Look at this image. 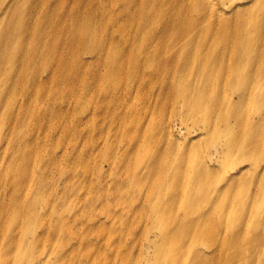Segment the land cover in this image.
<instances>
[{"label": "rangeland", "instance_id": "obj_1", "mask_svg": "<svg viewBox=\"0 0 264 264\" xmlns=\"http://www.w3.org/2000/svg\"><path fill=\"white\" fill-rule=\"evenodd\" d=\"M239 1L241 0H234V4L229 8L219 11L224 15H220L221 18L231 21L236 19L235 25L239 27L243 21L242 14L257 8L259 9L257 15L264 18V0L253 1L251 4H240ZM32 2L33 0H18V6L25 3L27 7L24 12L27 13ZM40 2L42 6L36 8L27 23L21 20L19 22L35 24L36 28L38 22L44 21L45 15L49 17L54 15L52 23L56 26L55 22L59 18L62 4L58 0ZM48 2L52 4L50 7L47 5ZM206 2L212 3L213 0ZM214 2L215 5L219 4L217 0ZM170 3L172 5L170 9L178 11L174 17L175 21L183 20L188 27L198 26V36L188 35V38L194 39L193 42L197 45L204 43L203 33L208 32L211 22L212 26L221 22L216 20L218 15L211 13L205 0L204 5L198 4L197 0H175ZM66 4L67 10L68 7L71 9V14L63 24L68 28L74 24L79 26L83 20L90 18L92 13L99 12L102 14L103 22L95 25L99 28L105 26L112 32L115 27L105 22V15L108 12L124 10L127 13V38L129 42L132 40L136 27V22L132 21L136 19L137 9L128 0L95 2L69 0ZM197 4L208 16V19L203 20L205 23L198 21L199 17L197 18L195 11ZM167 10L169 9L165 7L155 8L153 15L157 18L159 11ZM237 10L240 13L235 15ZM73 12H77L79 16L75 17ZM20 14L21 11L15 12L12 9L6 15L4 18L6 20L0 24L2 36H7L3 27L8 22H13ZM222 23L226 22L220 24ZM13 26L14 24L11 28ZM89 27H92L91 22ZM219 36L226 40L229 35ZM34 37L35 33L31 34L32 42ZM97 37L94 43L92 37L91 39L86 37V42L97 49H105L106 53L101 51L103 54L100 53L101 57H105L109 52L111 54L112 50L116 49L114 52L119 55L116 61L124 63V69L127 71L107 68L95 60H92L89 66L84 65L82 61L75 67L73 54L80 47L73 45L67 35L64 56L61 58L68 70L64 71L62 81L61 74L57 77L55 81L57 83L50 90L46 86V90H49L46 99L40 100L39 96L30 100L22 98L27 88L23 83L29 76L24 73L18 74L17 68L14 70V81L12 76H7V79H11L10 83L0 94V264H164L165 260L156 256V250L163 247L166 238L164 235L160 238L159 233L153 230L156 223L151 216L155 215L152 207L167 204L171 200L170 197L175 196L173 191L177 190V186L174 183L178 182L173 183V179L167 178L164 188H161L162 176L155 177L150 172L157 173L156 160L172 153L169 149L163 150L162 146L152 145L154 131L166 135L163 138L164 142L167 141L168 123L173 127L172 142L179 144L178 154H183V163L189 170L185 172V181L178 186V190H182L181 194H178L180 203H186V206L173 209L174 216L182 222H194L202 215L197 213L198 211L191 212L188 209L190 203H198L199 206L202 204L197 199L186 196L191 194L190 188L193 186L189 175L194 168L199 167L200 160L207 161L211 169L217 170L210 175L213 177L211 182L224 196H228L226 207L214 214L218 218L215 221L219 226L217 234L219 237H226V240L237 235L238 240L234 243L241 248L242 260L235 259L232 264H260L264 260V238L261 237L264 236V183H260L255 173L261 172L264 167V139L261 141L262 146L260 144L258 147H252L246 159L236 157L229 160V156L226 155L225 158L218 157L216 162L210 161L209 153L213 154L221 147L216 146L217 141L212 144V137L208 139L210 136L204 133L203 124L194 122L189 128L179 124L186 115V111L181 107V101L178 104L171 101L170 106L165 105L163 109H159L157 105L159 100L153 104L146 100L144 92L141 94L136 90L141 74L137 73L135 79L129 77L134 76V70L142 73L140 64L132 69L129 65L132 58L128 52L134 54L133 51L127 50L126 55L123 46L117 45L123 43L124 38L119 39V36L115 35L114 40L110 35ZM81 38L86 43L83 36ZM258 40L262 41V38L252 37L246 47L251 48L254 41ZM211 42L214 41L208 40V43ZM100 44L102 46L99 47ZM142 44L143 39H138V45ZM25 45H30V40H26ZM207 45L205 41V47L200 50L203 56L209 52L221 53V50L207 48ZM4 50L5 48H2V52ZM180 53L179 43L174 54L179 57ZM5 54L9 57L12 54L8 46ZM79 57L85 58L89 55L79 54ZM193 57L197 59V56ZM109 58L110 55L104 59L106 65ZM230 61L231 67L227 68V58L224 60L223 72L227 73L222 77L224 80L201 83L217 93L215 99L229 98L232 93L242 91L244 88V86L235 88L232 78L235 62L232 57ZM195 69L193 67L189 72L181 68V75L184 79H191L196 73ZM48 71L41 67L31 68L32 73L41 75L42 78ZM218 71L221 72L219 66ZM211 72L216 74V71ZM102 78L103 82L109 78L110 85L103 88L99 84ZM114 83H118L119 86H115ZM253 83L255 86L253 94H262L261 87H258L260 82ZM162 96V100L167 104L170 99H166L164 94ZM257 101L259 103L255 104L249 99L238 106L230 107L224 103L225 108L222 112L238 110L241 124L243 125L245 120L251 123V119L256 118L261 109V98ZM207 106L210 110L216 107L210 99ZM240 106L242 110L239 109ZM144 107H149L146 115ZM23 110L27 112L26 115H22ZM31 111L39 112L40 119H34L30 115ZM259 113H264V106ZM219 117L221 114L211 121L218 122ZM150 119L157 127L149 126V129L145 130ZM233 122L235 123L234 120ZM21 123L28 127V131L18 139L13 129L15 126L19 128ZM247 127L242 135L248 138L246 143L248 145L252 129L250 126ZM145 131L149 133L147 137ZM241 132L242 128L236 126L231 134V139L237 145L243 143L238 138ZM172 142L168 144L169 148ZM218 143L223 145L221 142ZM174 155L177 159L176 154ZM18 170L30 176L24 175L20 181L15 182L10 175H14L13 171L16 173ZM164 195L167 197L163 199ZM37 199H42L41 205L29 210L30 205ZM174 216L157 215L156 218H161L172 225ZM14 219L17 220L12 221ZM208 225L204 228H208ZM173 228L171 226L170 229ZM221 232L225 233V236H222ZM15 240L18 242L14 248L7 250V245ZM214 243L197 244L196 251L210 254L209 247L215 249ZM184 254L187 255L186 259L191 261L190 254L181 252L179 255ZM204 264H216V261L204 260Z\"/></svg>", "mask_w": 264, "mask_h": 264}, {"label": "bare ground", "instance_id": "obj_2", "mask_svg": "<svg viewBox=\"0 0 264 264\" xmlns=\"http://www.w3.org/2000/svg\"><path fill=\"white\" fill-rule=\"evenodd\" d=\"M68 1L69 0H58L62 5L58 14L59 18L55 22L56 26L52 23L54 15L52 16L51 14L52 17L45 15L44 21L38 22L36 28L35 24H22L19 21L21 20V22L27 23V20L33 15L36 8L42 6L40 0H33L29 10L26 11L27 13L24 12L27 7L25 3L18 6V0L0 1V24L2 21L6 20L4 18H6V15L9 14L12 9L15 12H17V10L21 11L19 17L13 22H8L3 27L5 28L7 36H2V26L0 27V94L10 83L11 79H7V76H12V80L14 81V70L17 68L18 74L24 73V75L29 76L26 77L25 83H23L27 88L23 93L22 98L30 100L39 96L40 100L46 99L51 87L57 83L55 82L57 77L61 74L60 77H62V81L64 71L68 70V67L61 58L64 56V50L66 47L65 37L67 35H69V40L73 45H78L80 47V49L73 54L75 67H78L79 63L82 61L84 65L89 66L90 62L95 60L101 65H105L107 68L123 70L125 67L124 63H121L120 60L116 61L119 58V55L114 52L116 49H113L111 54L109 52L106 55L107 57L110 55L109 61L106 65L104 62L106 56L101 57V55H103L101 51L106 53L105 49H97L94 45L86 42V37H89L90 39L92 37L94 43L95 37L97 36L105 37L110 35L111 39L114 40L113 35H115L119 36V39L120 37L124 38L122 41L123 43L117 45L123 46L126 55L127 50L133 51L134 53L132 54L131 52H128L132 58V62L129 64L130 67L135 69L139 64L141 66L142 73L134 70V76H129L130 78L135 79L137 73L141 74L138 88L136 90L141 92V94L144 92L146 100H149L152 104L159 100V103L157 102L159 109H163L165 105L166 107L170 106L171 101L176 104L181 101V107L186 111V115H184L185 118L182 119L179 124L185 128H189L194 125V122L202 123L205 130L204 133L206 132L208 136H210L208 139L212 137V144L217 141L216 146L221 147V149L213 154L209 153L210 157L208 158L210 161L212 160L216 162L218 157L222 156L225 158L226 155L229 156V160L236 157L246 159L252 147H258L261 144V141L264 139V113H259L264 106V18H260L259 15H257L258 8L243 13L242 25L237 27L235 25L236 19L234 21L223 19L220 16L223 14L219 12L223 8H229L230 5H233L234 0H217L219 4L216 5L214 0L212 3L206 2L205 0L211 13L218 15L216 20L221 22L225 21L226 23L220 24L221 22H218L214 23L216 26H212L211 24L213 22H211L209 24L208 32L203 33L205 37L204 43L197 45L193 42L194 39L188 38V35L198 36V26H196V28L193 25L188 27L183 20L175 21L176 18L174 17L178 11L170 9L172 8L170 1L174 2L175 0H128V2L131 5L134 4L137 9L136 19L132 21L136 22V27L130 42L127 38V13L124 10L108 12L105 15V22L107 21L109 26L115 27L112 32L108 31L105 26L99 28L95 25V23L99 25L103 22L102 14L99 12L92 13L91 17L83 20L79 26L74 24L73 27L68 28L63 24L71 14V9L68 7L67 10L65 6ZM76 1L81 2L83 0ZM90 1L95 2V0ZM253 1L258 2V0H241L239 2L240 4H251ZM197 2L198 4L204 5L203 0H197ZM259 2L262 3V1ZM198 4L196 5L195 11H197L196 16L197 18L199 17L198 21L200 23L203 20L208 19V16L203 13L204 9ZM227 4L229 5L227 6ZM47 5L50 7L52 4L48 2ZM114 7H117V5H114ZM160 7H165L169 10L159 11L157 18H155L153 11L155 8ZM238 12L239 10L234 14L236 15ZM73 15H75V17L79 16L77 12H73ZM90 22L92 27H89ZM202 23H205V21ZM12 24H14V26L11 28ZM33 33H35V37L32 42L31 34ZM219 34L222 36H229L225 40V38H221ZM251 35L252 37L256 36L257 38H262V41H254L251 48H247L246 44L252 39ZM82 36L86 43L82 41ZM138 39H143V44L140 46L138 45ZM26 40H30V45H25ZM208 40L214 42L208 43ZM205 41L208 44L206 46L207 48L221 50V53L218 52L215 54L214 52H209L203 56V53L200 50L205 47ZM179 43L181 44V53L178 55L179 57H177L175 56L174 51L178 48ZM6 46L12 51L10 57L5 54ZM100 46H102V44H100L99 47ZM2 48H5L3 52ZM190 53L193 56H197V59L192 55H188ZM79 54H82V56L87 54L89 57H85L86 59L84 57L81 58L79 57ZM201 56L204 57L202 60ZM231 57L233 58V62H235L234 74L232 76L234 80L233 84L235 88L242 86H244V88L242 91L232 93L229 98L219 100L216 97L215 99V94L217 93L203 86L201 83H214L224 80L222 77L227 74L226 72H223L224 60L227 58L228 63L226 67L230 68ZM218 66L221 68V72L218 71ZM32 67H41L47 69V71H51H48L47 75L42 78L41 75L37 76L36 73L31 72ZM193 67L196 68L195 75H193L191 79H184L181 75V68L190 72ZM205 68L206 72H204ZM123 71H127V69H124ZM211 71H216V74H214L215 72L212 74ZM258 73H261L262 75ZM256 81L260 82L258 87H261L262 94H253V89L255 88L253 82ZM102 82L103 78L99 82L103 88L110 85L109 78L103 83ZM118 83H114V85L117 86ZM46 86L49 88L48 91L46 90ZM170 92L171 94H168ZM162 94L166 95V99H170L167 104L162 100ZM250 96H256L257 99L261 98L262 100L261 109L256 118L253 117L251 119V123L245 120L242 125L240 116H238V110L237 112L232 110L229 111V113L222 112L225 108L223 105L224 103L227 104L228 107L231 105L238 106L242 102L249 101V99L251 101L253 100L255 104L259 103L256 98H250ZM209 99L215 103L216 107L214 110H210V107L207 106ZM216 104H218V106ZM239 109L242 110V107L240 106ZM143 110L146 115L149 111V107H144ZM26 114L27 112L23 110L22 115ZM218 114H221L219 121L213 123L211 120L216 118ZM30 115L36 120L40 119L41 116L39 112L36 111H31ZM151 120L152 119L147 122L145 130H148L149 126L152 128L157 127L156 123L151 122ZM167 121L170 122V119ZM20 125L19 128H16L15 126L13 129L14 135L18 139L28 131V127L26 128L22 123ZM236 126L242 128V132L238 135L240 141L243 142L241 145L235 144L231 139V134ZM247 126H250L252 129V131L248 129V131H250L248 145L246 144L248 138L242 135V133H245L244 129L248 128ZM171 128L173 127L168 123L166 126V129L168 130V138L165 142L163 137H166V135H162V133L156 131L152 133L153 147L162 146L163 150L169 149L172 153L165 155L162 159L156 160L157 173H150L155 177L162 176L160 183L161 188H164V183L167 178L173 179V183L178 182L174 183L177 186V190L173 191L175 196H171V200H169L167 204H159V207L158 205H154L153 207L155 208L152 207L153 214L155 215L151 214V216L153 222L156 223L153 230L155 229L159 233L160 238H162L163 235L166 238V243L163 247L156 250V256L165 260L163 261L164 264H196L197 262L204 264V260H215L216 264H232L235 259L242 260V255L240 254L241 248L234 243L235 240H238L237 235L234 237L231 236L228 240H226V237H219L218 235L219 226H217L218 222H215L218 218L214 214L226 207V197L228 196H224L222 194L223 192L211 182L213 177H210V175L217 170L211 169L208 166L207 161L204 162L203 160H200L199 167L196 169L192 168L193 171L189 177L190 182H193V186L190 188L191 194L186 196L192 199H197L202 204V206H199L198 203H190L188 205V209L191 212L198 211L197 213H202V215H200L198 220L194 222H182L177 216H174L175 211L173 209H179L182 206H186V203H180L181 200H179V195L182 190H178V186L181 182L185 181V172H188L189 170L183 163V154H178L179 151L177 150V145L179 144L177 142H172ZM201 132L203 133V131ZM148 134L149 133L145 131V137H147ZM173 138L176 141H179L176 137ZM221 138L223 140H221ZM170 142H172L171 148L168 147ZM218 142H221L223 145ZM210 145L211 144H208V146ZM262 145L263 144H261V146ZM174 154H176L177 159H175ZM259 160L260 157L257 158V161ZM262 169L261 172L258 171L255 173L257 179H260V183H264V178H262L264 167ZM19 171L20 170L16 171V173L13 171L14 175H10L15 182L20 181L24 175L30 176L28 173L23 174V172ZM227 189H225V191ZM166 197L167 195L162 196L163 199ZM41 201L42 199L34 201V203L30 205L29 210L37 208L41 205ZM206 210L207 212H205ZM159 211L163 213L159 214ZM157 215H161L162 217H165L166 215L169 217L174 216L172 225H169L167 221L161 218H156ZM15 220L17 219L12 221ZM207 224H209L208 228H204ZM171 226L174 227L173 230L170 229ZM177 228H180V230L178 231ZM220 234L225 236V233L223 234L221 232ZM261 237L264 238V236ZM16 242L18 241L15 240L13 243L10 242L7 245V250L14 248ZM206 242L208 245L215 242V249L209 247L211 250L210 254L196 251L197 244ZM256 242L259 241L256 240ZM181 252L190 254L191 261L186 259V254L182 256L179 255ZM259 259L260 258L257 260L258 262ZM195 261L197 262L194 263ZM260 264H264V260Z\"/></svg>", "mask_w": 264, "mask_h": 264}]
</instances>
